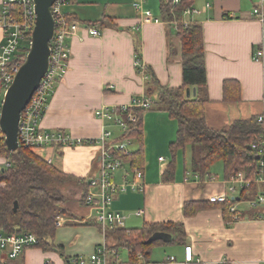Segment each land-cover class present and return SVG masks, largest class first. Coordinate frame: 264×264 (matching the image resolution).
<instances>
[{"label":"crops","instance_id":"obj_1","mask_svg":"<svg viewBox=\"0 0 264 264\" xmlns=\"http://www.w3.org/2000/svg\"><path fill=\"white\" fill-rule=\"evenodd\" d=\"M140 1L75 0L64 6V16L69 21L81 22L85 28L68 39V72L59 80L49 101L40 122L42 130L62 132L85 142L97 140L105 129L118 137L122 130L98 119L96 112L104 106H130L135 97L146 95L145 81L135 68L136 44H140L142 61L162 87H182V45L176 25L161 19L160 0H143L151 18L136 8ZM262 1L196 0L191 7L200 12L191 20L202 26L204 34L209 95L206 119L212 129H226L233 122L248 120L264 110L263 66L252 59L263 40L262 24L253 15ZM89 28L101 35H90ZM2 41L0 28V45ZM225 81L237 82L241 92L238 102H226ZM233 89L229 95L236 97V87ZM177 131L178 123L168 113L159 110L146 113L142 181L146 190L121 193L111 206L126 216V230L140 229L145 224L183 226V238L158 232L162 243L152 249L149 258L139 255L141 260L147 264H264V204L241 209L242 204L258 199L264 186L245 171L251 185L237 187L227 200L235 201L241 220L234 221L232 217L226 220L224 205L209 201L229 190L231 177L228 178L223 161H216L222 162V172L213 173L210 170L213 163L201 177L196 170L197 160L192 158L189 162L186 157L188 149L190 152L194 147L172 154L170 146L177 139ZM58 150L60 158L56 160ZM36 152L45 161L51 158V165L63 173L83 178L86 184L91 175L95 177L100 172V147L96 145ZM169 166L173 167V173L166 180L164 174ZM5 167L6 159L0 157V172ZM128 172L133 171L126 163L115 174V182L122 184ZM70 185L73 200L64 207L72 216L57 219L55 248L47 251L38 246L28 248L9 264H69L71 259H88L103 245L109 264L130 263L127 247L120 245L115 234L102 232L94 210L80 202L82 189L77 184ZM186 203L203 207L193 215H186ZM186 247L193 248V262L185 260Z\"/></svg>","mask_w":264,"mask_h":264},{"label":"trees","instance_id":"obj_2","mask_svg":"<svg viewBox=\"0 0 264 264\" xmlns=\"http://www.w3.org/2000/svg\"><path fill=\"white\" fill-rule=\"evenodd\" d=\"M195 1L181 0L173 4V0H160L161 19L168 23L177 22V37L182 45L183 85L180 88H164L149 68L145 67L146 96L154 101V105L149 109L130 110L137 116V121L131 124L126 132L115 137V140L117 142L131 140L137 143L138 149L126 155L119 153L117 156L130 165V170L143 171L144 117L149 111L159 110L168 113L169 117L178 123L177 139L170 146L172 154L188 146L206 152V155L195 163L201 177L218 160L223 161L228 178L241 170H246L249 172L248 177H253L257 173L259 161L255 145L259 143V137L263 133L257 116L235 121L223 130L212 129L207 123L206 105L209 102V95L203 29L194 21L183 23L185 11L191 8ZM74 2L75 0H69L68 4ZM136 51L137 56L142 59L140 44H136ZM233 86L237 90L236 97L229 95V92L233 94L235 88ZM187 89L191 90L190 97L187 96ZM224 95L226 102L240 100L241 92L236 81H225ZM119 114L126 115L121 112ZM0 151V157L8 159L11 163L0 172V227L13 235L34 234L38 239L37 246L46 251L55 248L53 242L57 219L72 216L64 207L71 199L64 196L58 186L77 184L82 189L80 202L86 206L89 185L83 178L63 173L48 164L34 149L20 146L16 152L11 153L7 149L5 135L2 132ZM172 173L173 167L169 166L164 174L166 180ZM222 204L226 220L231 217L234 221L241 220L238 212L231 211L235 201L230 200ZM202 207V204L186 203V215H193ZM235 216L239 217L238 220H235ZM158 232L174 235L176 239L183 238L185 233L182 225L173 223L145 224L140 229H119L108 233L118 237L120 245L126 246L129 251L130 263L136 264L139 255L145 259L149 258L152 249L162 243L161 240L150 242L153 235Z\"/></svg>","mask_w":264,"mask_h":264},{"label":"built area","instance_id":"obj_3","mask_svg":"<svg viewBox=\"0 0 264 264\" xmlns=\"http://www.w3.org/2000/svg\"><path fill=\"white\" fill-rule=\"evenodd\" d=\"M69 0H57L52 7V13L55 18V34L51 40V53L49 58V66L39 88L34 93L30 103L26 106L21 115L19 124V146L31 148L36 151L45 150L47 148L75 147L81 145H96L100 147L98 165L99 174L97 178L88 181L89 190L86 198V206L92 208L95 212V220L100 225L102 232L107 235L109 231L125 229L126 216L122 212L115 211L111 208L115 197L121 193L128 191L146 190L144 172L142 170H134L123 176V183L115 182V174L124 169L126 163L123 162L117 155L130 154L132 151L129 146L133 145L131 140L117 142L113 132L110 129H105L101 136L95 141L76 140L70 135L62 132H51L42 130L40 122L44 117L49 101L54 94L55 88L60 79H63L68 72V61L70 57V48L68 39L75 36L79 31L85 28V25L78 21H69L63 13L64 6L68 5ZM181 0H173V4L179 3ZM136 8L147 18H151L152 14L144 7V1L135 4ZM19 9V10H17ZM200 12L188 8L185 13L184 24L193 22L191 17ZM253 15L262 24L263 40L260 48L254 50L252 59L256 63L263 66L264 77V0L257 5L253 11ZM159 22V19H154ZM36 24V10L34 0H3L0 13V28L3 30V41L0 45V96L3 99L0 101V120L2 117V106L4 97L8 89L12 85L15 76L19 72L27 53L30 49L32 41V33ZM177 25V22H174ZM89 33L92 36L99 37L101 32L89 28ZM31 38V40L29 39ZM29 39V45L28 40ZM28 46V51H26ZM135 68L140 70L139 75L146 81L145 73L146 65L136 55ZM154 101L146 95L135 97L130 106H122L119 108L102 107L96 112V117L103 122H111L119 127L122 132H126L130 125L137 121V116L130 112L133 108L149 109L153 107ZM126 114L125 116L119 113ZM259 124L263 127V133L259 137V143L255 145L258 150V167L254 181L264 186V110L257 116ZM0 132L1 125H0ZM1 152V151H0ZM42 157V156H41ZM43 158V157H42ZM161 161L164 159L161 158ZM47 163L51 164L52 159H48ZM11 163L6 159V166ZM245 171H239L229 180V190L226 193L212 196L209 201L211 203H225L229 199V194H233L237 187H249L251 183L246 178ZM252 207L258 204H264V193L256 201L249 202ZM233 213L238 212L236 205L231 208ZM235 216V220H238ZM264 220V218H263ZM38 245V239L34 234L25 233L13 235L6 232L3 227H0V264H9L16 260L28 248ZM5 256V257H3ZM139 256L138 263L147 264L141 260ZM171 258V261H174ZM186 262H193V248L186 247L185 249ZM109 264L106 258V246L103 245L96 251L85 258L71 259L69 264ZM131 264V263H128Z\"/></svg>","mask_w":264,"mask_h":264},{"label":"water","instance_id":"obj_4","mask_svg":"<svg viewBox=\"0 0 264 264\" xmlns=\"http://www.w3.org/2000/svg\"><path fill=\"white\" fill-rule=\"evenodd\" d=\"M57 0H34L36 24L32 33V41L27 56L7 94L2 106L0 120L1 131L5 135L7 149L13 153L19 149V124L21 115L39 88L41 80L47 72L51 53V40L55 34V18L52 7ZM195 95V91H193ZM187 96L191 90L187 89ZM156 233L150 242L162 239ZM166 239H170L165 236Z\"/></svg>","mask_w":264,"mask_h":264},{"label":"rangeland","instance_id":"obj_5","mask_svg":"<svg viewBox=\"0 0 264 264\" xmlns=\"http://www.w3.org/2000/svg\"><path fill=\"white\" fill-rule=\"evenodd\" d=\"M136 72H137V74H138V71H137V69H136ZM139 75V74H138ZM3 99V96L1 95L0 96V101ZM133 143V145H131V146H129V149L131 150V151H134L138 146H137V143H135V142H132ZM191 147H193V146H191ZM60 150H62V149H60ZM60 150H58V152H57V154L55 155V158H56V160H58L59 158H60V155H59V152H60ZM206 155V152L204 151V150H202V149H198V148H191L190 149V152H189V149H188V154L186 155V157H187V159L189 160V162H191V159L193 158L194 159V161H196V160H198L200 157H204ZM222 166H223V164H222V162H215L212 166H211V171L213 172V173H220V172H222V171H220V170H222ZM191 168V167H190ZM243 171H246V170H243ZM98 176V175H97ZM97 176H95V177H93V175H91L90 177H89V179H88V181L89 180H91V179H95V178H97ZM68 186H71L70 184H66V185H61V186H58V188L61 190V192H62V194L64 195V196H68L71 200H73V196H72V194L70 193V188L68 187ZM253 201H256L257 202V199H255V200H253ZM251 207V205H250V203L249 202H247V203H244V204H242V206H241V209L243 210L244 208H250ZM260 209V208H259Z\"/></svg>","mask_w":264,"mask_h":264}]
</instances>
